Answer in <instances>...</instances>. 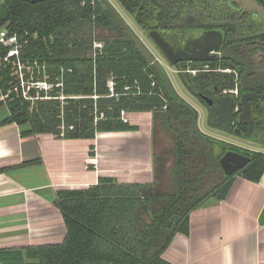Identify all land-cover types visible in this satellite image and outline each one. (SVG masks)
Here are the masks:
<instances>
[{
    "label": "trees",
    "instance_id": "16d2710c",
    "mask_svg": "<svg viewBox=\"0 0 264 264\" xmlns=\"http://www.w3.org/2000/svg\"><path fill=\"white\" fill-rule=\"evenodd\" d=\"M82 1L0 2V31L16 35L15 43L0 42V106L8 109L0 125L16 123L23 136L92 139L97 131L137 129L122 111L160 113L168 125L186 118V129L171 135L172 189L161 193L155 182L107 177L85 188L59 189L54 205L66 227L64 240L0 249V264H170L162 253L176 233H188L190 212L208 198L224 199L236 175L258 181L264 153L253 151L242 168L224 175L219 159L226 148L197 128L193 108L169 91L129 38L101 37L103 46L93 48L97 38L81 27L116 22L100 0ZM15 46L18 53L4 59ZM156 80L161 88L152 84ZM37 81L48 87L30 86L24 94ZM213 164L221 171L216 180Z\"/></svg>",
    "mask_w": 264,
    "mask_h": 264
},
{
    "label": "crops",
    "instance_id": "0c3cea01",
    "mask_svg": "<svg viewBox=\"0 0 264 264\" xmlns=\"http://www.w3.org/2000/svg\"><path fill=\"white\" fill-rule=\"evenodd\" d=\"M7 115L1 105L0 121ZM124 115L137 129L97 131L92 139L23 136L16 123L0 125V249L64 240L66 227L54 205L59 189L85 188L101 177L154 182L165 164L155 162L153 115ZM171 167L167 192L174 160ZM162 258L170 264H264V172L258 181L236 175L224 199L208 198L193 209L188 233H176Z\"/></svg>",
    "mask_w": 264,
    "mask_h": 264
},
{
    "label": "flooded vegetation",
    "instance_id": "af4514ba",
    "mask_svg": "<svg viewBox=\"0 0 264 264\" xmlns=\"http://www.w3.org/2000/svg\"><path fill=\"white\" fill-rule=\"evenodd\" d=\"M100 1L116 23L81 27L83 33L97 38L93 39L94 49L103 46L104 42L98 39L101 37L129 38L185 106L186 90L199 101V110L189 104L194 110L195 125L199 129V116H205L209 129L217 134L208 135L199 130L213 138L218 147H225V152L264 153V21L249 7L251 0L246 3L241 0H106L128 30L103 0ZM253 1L264 7V0ZM95 27L105 31L104 36H94ZM130 33L146 48L153 61L147 59ZM159 41L166 43L174 55L180 53L182 57L169 59ZM164 67L180 75L184 96L177 93ZM152 84L160 87L161 83L156 80ZM107 86L109 90L114 86L111 79ZM228 96H232L229 117L225 112H218L219 100ZM173 122L174 125L166 127L170 134L175 128L186 129V118L178 117Z\"/></svg>",
    "mask_w": 264,
    "mask_h": 264
},
{
    "label": "rangeland",
    "instance_id": "374dc122",
    "mask_svg": "<svg viewBox=\"0 0 264 264\" xmlns=\"http://www.w3.org/2000/svg\"><path fill=\"white\" fill-rule=\"evenodd\" d=\"M2 0H0L1 2ZM93 34L94 36L98 37V36H104L105 31L101 30L98 27H95L93 30ZM166 74L169 76V79L172 83V85L174 86L175 90L177 91L178 94L183 95V89L179 80V74L175 73L172 71V69L168 68V67H164ZM186 102L188 104H190L191 106H193L194 108H196L197 110H199V108L201 107L199 105V101L197 99H195V97H193L187 90H186ZM200 106V107H199ZM153 119H154V127H155V137H156V142L158 145V148L156 150V159L158 160L160 158V160L164 161L165 164V170L162 171L161 173H156L157 178H155L154 182L157 186V190L158 192L161 193H166L168 191V189L170 188V184H171V178H170V173H171V169H172V164H173V155L171 153L172 150V139H171V132L169 130L166 129L167 125L165 123V117L163 115H161L160 113H156L153 114ZM202 118V119H201ZM173 120L170 121V125H174L173 124ZM197 125L199 127V129L201 131H203L204 133L208 134V135H214L217 134L216 132H214L213 130L209 129V124L207 123V120L201 117V115L199 116V120L197 121ZM213 170L215 172L214 179H218V177L221 176V171L220 168L217 167L215 164H213ZM208 178V177H207ZM210 186V184L208 185Z\"/></svg>",
    "mask_w": 264,
    "mask_h": 264
},
{
    "label": "water",
    "instance_id": "95a60500",
    "mask_svg": "<svg viewBox=\"0 0 264 264\" xmlns=\"http://www.w3.org/2000/svg\"><path fill=\"white\" fill-rule=\"evenodd\" d=\"M34 2L35 0H31ZM240 2V0H235ZM243 3H246L248 1L246 0H241ZM104 4L107 6V8L110 10L112 15L120 21L124 27L128 30V27L126 24L122 21L118 13L115 11V9L112 7V5L109 4L108 1L103 0ZM249 7L253 8L258 15L261 17V19L264 21V7L256 3L255 1L251 0L249 1ZM130 37L132 40L135 42V44L141 49L143 54L149 59L150 61H153L154 58L150 55V53L146 50V48L138 41L136 37L132 33H130ZM159 45L164 51L165 55L171 59V60H177L180 57H182V54L176 53L177 55H174L172 49H170L166 43L163 41H159ZM201 58V57H200ZM158 64H156L157 66ZM158 67V66H157ZM161 71V69H159ZM219 106H218V112H225L226 116L229 117L230 111H231V106H232V96L225 97L223 100H219ZM246 111V109H245ZM250 159V153L245 152V153H240L238 151L234 150H228L226 151L219 159V164L221 165L223 169L224 175H230L234 172H236L238 169L242 168Z\"/></svg>",
    "mask_w": 264,
    "mask_h": 264
},
{
    "label": "built area",
    "instance_id": "2783aa9c",
    "mask_svg": "<svg viewBox=\"0 0 264 264\" xmlns=\"http://www.w3.org/2000/svg\"><path fill=\"white\" fill-rule=\"evenodd\" d=\"M0 42L3 44H12L16 42V35L13 34L11 36H7L6 33L4 31H0ZM97 45H100V43H97ZM18 53V49L17 47H13L12 49L9 50L8 54L5 56L4 59H7L8 56L13 55V54H17ZM25 82L21 81V85H24ZM30 86H35V87H48L47 83L43 82V81H37V82H32L30 85H27L26 89L24 90V94L27 93V91L29 90ZM110 92L113 93V87L110 89ZM125 112L122 111L121 115H122V119L126 121L125 119Z\"/></svg>",
    "mask_w": 264,
    "mask_h": 264
}]
</instances>
